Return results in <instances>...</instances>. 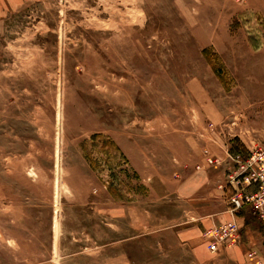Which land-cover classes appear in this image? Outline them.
<instances>
[{"label": "rangeland", "instance_id": "374dc122", "mask_svg": "<svg viewBox=\"0 0 264 264\" xmlns=\"http://www.w3.org/2000/svg\"><path fill=\"white\" fill-rule=\"evenodd\" d=\"M263 165L264 0H0V264H264Z\"/></svg>", "mask_w": 264, "mask_h": 264}, {"label": "built area", "instance_id": "2783aa9c", "mask_svg": "<svg viewBox=\"0 0 264 264\" xmlns=\"http://www.w3.org/2000/svg\"><path fill=\"white\" fill-rule=\"evenodd\" d=\"M256 154H252L247 162L253 160ZM206 160L211 162L208 156ZM242 185L255 184V189L249 192L238 191L236 195L231 197L232 206L230 209L231 218L219 224H213L204 230L203 237L206 247L211 252H216L219 248L229 247L235 244L238 234V224L236 222L235 212L242 206L247 205L253 214L257 217L264 219V165L260 167L259 171H252L247 176L243 177ZM245 187V186H243ZM252 256V252H248V257Z\"/></svg>", "mask_w": 264, "mask_h": 264}, {"label": "crops", "instance_id": "0c3cea01", "mask_svg": "<svg viewBox=\"0 0 264 264\" xmlns=\"http://www.w3.org/2000/svg\"><path fill=\"white\" fill-rule=\"evenodd\" d=\"M206 177L207 176L202 172L196 173V174L188 177L185 180V182L182 184V186L180 188V193L182 195L187 196V195H192V194L198 192L199 189H201L202 187L205 186V184H206L205 181L207 179ZM235 217H236V222L239 226V220H238L237 215H235ZM230 218H231V215H230ZM208 225L209 224H206L205 227L207 228L210 226V225L209 226ZM238 249H239V247H237L234 250L233 249L230 250L231 256L230 255L229 256L232 257V259H234V260H239V258H237V256H239V253H237Z\"/></svg>", "mask_w": 264, "mask_h": 264}, {"label": "bare ground", "instance_id": "6f19581e", "mask_svg": "<svg viewBox=\"0 0 264 264\" xmlns=\"http://www.w3.org/2000/svg\"><path fill=\"white\" fill-rule=\"evenodd\" d=\"M233 246H236V245L232 244V245H231V246H229V247H233Z\"/></svg>", "mask_w": 264, "mask_h": 264}]
</instances>
